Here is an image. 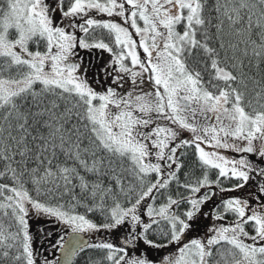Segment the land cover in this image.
<instances>
[{"label":"snow or ice","instance_id":"obj_1","mask_svg":"<svg viewBox=\"0 0 264 264\" xmlns=\"http://www.w3.org/2000/svg\"><path fill=\"white\" fill-rule=\"evenodd\" d=\"M76 257L264 264V0H0V264Z\"/></svg>","mask_w":264,"mask_h":264},{"label":"rangeland","instance_id":"obj_2","mask_svg":"<svg viewBox=\"0 0 264 264\" xmlns=\"http://www.w3.org/2000/svg\"><path fill=\"white\" fill-rule=\"evenodd\" d=\"M141 26H142V22H141ZM130 31H134L132 29H130ZM134 39L139 40L138 37H133ZM100 56L104 59H107L108 54L107 53H100ZM141 56L143 57V53L141 51ZM145 88H148L149 85L145 84L144 85ZM190 133L184 132L182 133L183 138H188L190 137ZM209 151H211V149H207ZM253 188V187H252ZM254 192V190L252 191V189H250V187H246L245 189L241 190L240 192H231V193H219L217 194V197H215L214 199H216L217 202H219L222 198H226L229 196H240L243 195L245 197L249 196L250 193ZM30 225H31V232L33 235V247L34 249L37 251L38 255H39V259L43 260V258L45 256H47L50 260L55 259L57 257V250H53L51 248V244L49 242V240L45 239L44 233H51V240H55L57 238L58 235L60 234H65V229L64 226L61 224H58L52 220H45L44 218H33L30 221ZM40 229H43L44 232L42 233L40 231ZM91 240L95 239L96 236L92 235V234H86ZM49 244H45L44 243H48ZM167 251V250H165ZM154 252V250H153ZM155 255H158V253H155Z\"/></svg>","mask_w":264,"mask_h":264},{"label":"trees","instance_id":"obj_3","mask_svg":"<svg viewBox=\"0 0 264 264\" xmlns=\"http://www.w3.org/2000/svg\"><path fill=\"white\" fill-rule=\"evenodd\" d=\"M142 51V50H141ZM126 87H127V85H126ZM184 151V155L183 156H181V162L185 165V168L184 169H182V173H184V172H188V173H192L194 176L195 175H199V173H200V168H199V165H198V162L196 161V158H195V155H194V152H193V149H191V148H188V149H186V150H183ZM213 177H214V172H213ZM258 179V178H257ZM226 184H227V182H225ZM251 183V182H250ZM253 187V188H252ZM252 187H250V189H252V191L254 190V192L256 191V188H255V186H254V184H253V186ZM219 193H221V192H219L218 190H217V194H219ZM207 207V206H206ZM209 223H210V221L209 220H203L202 221V225H203V227L201 228V230H200V234L202 235L203 234V232H204V230L207 228V226L209 225ZM45 244H49V242L48 243H44V246H45ZM58 251V250H57ZM56 254H57V252H56ZM89 254H91V253H89ZM73 264H84V261H83V259H82V257H76L75 259H74V262H73Z\"/></svg>","mask_w":264,"mask_h":264},{"label":"water","instance_id":"obj_4","mask_svg":"<svg viewBox=\"0 0 264 264\" xmlns=\"http://www.w3.org/2000/svg\"><path fill=\"white\" fill-rule=\"evenodd\" d=\"M85 240H90V238L88 237V236H86V235H84V237H83ZM62 254L59 252V250H58V252H57V256H61Z\"/></svg>","mask_w":264,"mask_h":264}]
</instances>
